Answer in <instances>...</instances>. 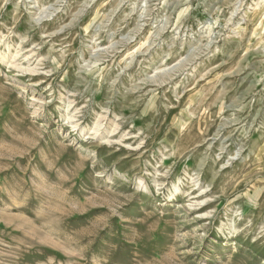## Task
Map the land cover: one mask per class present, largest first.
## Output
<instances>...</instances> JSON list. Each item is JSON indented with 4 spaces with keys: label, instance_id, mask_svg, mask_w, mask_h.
<instances>
[{
    "label": "rangeland",
    "instance_id": "1",
    "mask_svg": "<svg viewBox=\"0 0 264 264\" xmlns=\"http://www.w3.org/2000/svg\"><path fill=\"white\" fill-rule=\"evenodd\" d=\"M0 264H264V0H0Z\"/></svg>",
    "mask_w": 264,
    "mask_h": 264
},
{
    "label": "clouds",
    "instance_id": "2",
    "mask_svg": "<svg viewBox=\"0 0 264 264\" xmlns=\"http://www.w3.org/2000/svg\"><path fill=\"white\" fill-rule=\"evenodd\" d=\"M37 198L40 199V204L37 205V207L34 209V211H35L36 215L38 216L40 214L42 207L44 206V203H45V201L40 198L39 190L37 191Z\"/></svg>",
    "mask_w": 264,
    "mask_h": 264
}]
</instances>
